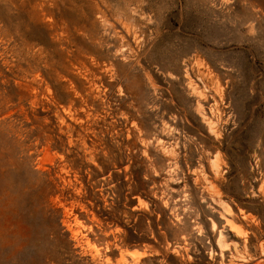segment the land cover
<instances>
[{
    "label": "rangeland",
    "instance_id": "374dc122",
    "mask_svg": "<svg viewBox=\"0 0 264 264\" xmlns=\"http://www.w3.org/2000/svg\"><path fill=\"white\" fill-rule=\"evenodd\" d=\"M120 146L160 241L54 193ZM0 264H264V0H0Z\"/></svg>",
    "mask_w": 264,
    "mask_h": 264
},
{
    "label": "trees",
    "instance_id": "16d2710c",
    "mask_svg": "<svg viewBox=\"0 0 264 264\" xmlns=\"http://www.w3.org/2000/svg\"><path fill=\"white\" fill-rule=\"evenodd\" d=\"M46 113L38 109L39 115ZM104 140L105 144L110 146L111 138L105 136ZM131 142V139H125L123 143L131 146ZM51 146L56 147L54 143ZM99 154L101 159L99 165L82 164L81 159L76 157V154H67L66 157L69 158L72 168L78 170L79 180L82 182L81 191L75 193L73 186H66L61 190L54 191V193L59 192L62 198L66 200L74 199L81 202L85 209L81 211H79V208L76 209L80 218L85 219V222H89L88 217L94 214L99 220V222L93 223L95 229L106 228L107 224L120 225L130 235L135 236L133 233L135 225H139L140 229L145 217L149 216L156 237L159 241L163 239L158 233V223L155 222V218L157 213H160L161 219L165 221L167 213L159 201H153L154 203L151 204L149 212L133 211L131 209L135 203V198H132L133 194L140 193L144 196V192L148 189V182L142 177L143 167L141 161L131 164L129 169L125 170L123 166L133 158L134 153L122 149V146L119 150L109 151L106 155L102 152ZM134 213L142 214L138 224L133 223ZM149 213L150 215H148ZM131 242L134 241L127 238L124 244L130 246Z\"/></svg>",
    "mask_w": 264,
    "mask_h": 264
}]
</instances>
